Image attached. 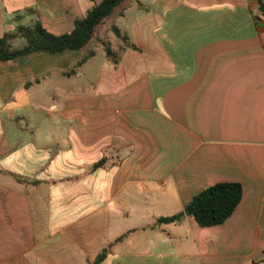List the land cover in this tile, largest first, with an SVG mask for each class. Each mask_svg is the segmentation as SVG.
Segmentation results:
<instances>
[{
  "label": "crops",
  "instance_id": "1",
  "mask_svg": "<svg viewBox=\"0 0 264 264\" xmlns=\"http://www.w3.org/2000/svg\"><path fill=\"white\" fill-rule=\"evenodd\" d=\"M102 1L0 0V37ZM145 1L87 81L95 51L0 61V264H264V0ZM225 182L240 205L200 227L187 206Z\"/></svg>",
  "mask_w": 264,
  "mask_h": 264
},
{
  "label": "trees",
  "instance_id": "2",
  "mask_svg": "<svg viewBox=\"0 0 264 264\" xmlns=\"http://www.w3.org/2000/svg\"><path fill=\"white\" fill-rule=\"evenodd\" d=\"M94 2V0H91ZM129 0H104L100 4L92 5L82 19L75 22V29L65 35L56 36L47 31L40 21H36L32 27H20L19 32L25 38L26 44L22 48H15L11 44L12 35L0 37V61L13 62L32 53L62 54L67 51H81L88 47L95 38L98 28L107 19L117 13ZM264 12V4H261ZM112 31L129 44V39L120 29L113 27ZM106 46V44H104ZM134 49L138 47L130 44ZM107 54L114 57L110 47H106ZM87 58L82 59L77 67L82 66ZM244 195L242 184L225 182L215 184L198 193L187 206L186 212H190L196 222L202 228L217 226L225 223L236 211ZM185 214L160 219L162 223L179 221ZM107 257V252H102L94 264H101Z\"/></svg>",
  "mask_w": 264,
  "mask_h": 264
},
{
  "label": "rangeland",
  "instance_id": "3",
  "mask_svg": "<svg viewBox=\"0 0 264 264\" xmlns=\"http://www.w3.org/2000/svg\"><path fill=\"white\" fill-rule=\"evenodd\" d=\"M147 1V0H146ZM145 1V2H146ZM137 9L129 11L128 14L126 15V18H116V17H111L110 19H108L110 22L107 25L101 26L98 30V35L101 38V42L106 44V46L104 44H98L95 42H91V44L86 47L85 49L81 50V51H73L72 54H75V56L78 57V59H81V56L83 55H90V52L95 51L96 52V57H95V61H93V65H90V67H88V70L85 69L84 71H79V80L80 81H87L89 78L91 77H95L97 76L102 69L103 65L108 64V58H107V50L106 47H110L112 50L116 51L119 50L120 48V43H119V39L117 38V35L114 33V31H112L109 27L111 26V24H115L118 27L122 28H127L131 29V24L134 21V15L136 14ZM26 44V40L25 38H22V41L18 42L16 45L17 47H23ZM41 54H46V53H38V55ZM50 54H46L45 56H48ZM74 68V67H73ZM78 71V69L76 70Z\"/></svg>",
  "mask_w": 264,
  "mask_h": 264
},
{
  "label": "water",
  "instance_id": "4",
  "mask_svg": "<svg viewBox=\"0 0 264 264\" xmlns=\"http://www.w3.org/2000/svg\"><path fill=\"white\" fill-rule=\"evenodd\" d=\"M187 215H190V212H186Z\"/></svg>",
  "mask_w": 264,
  "mask_h": 264
}]
</instances>
